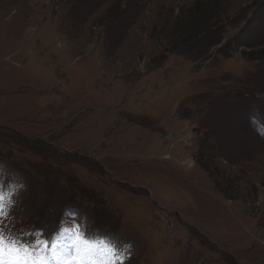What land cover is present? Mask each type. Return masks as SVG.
<instances>
[{
    "label": "rangeland",
    "instance_id": "1",
    "mask_svg": "<svg viewBox=\"0 0 264 264\" xmlns=\"http://www.w3.org/2000/svg\"><path fill=\"white\" fill-rule=\"evenodd\" d=\"M0 264H264V0H0Z\"/></svg>",
    "mask_w": 264,
    "mask_h": 264
}]
</instances>
